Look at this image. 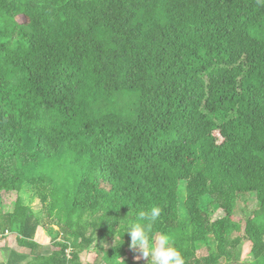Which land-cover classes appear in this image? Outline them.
Returning <instances> with one entry per match:
<instances>
[{"label":"trees","instance_id":"trees-1","mask_svg":"<svg viewBox=\"0 0 264 264\" xmlns=\"http://www.w3.org/2000/svg\"><path fill=\"white\" fill-rule=\"evenodd\" d=\"M2 192L18 195L0 240L18 249L0 264H128L124 229L152 205V235L185 264H234L241 239V264H264V5L0 0ZM250 192L258 209L232 237ZM37 206L58 228L48 251Z\"/></svg>","mask_w":264,"mask_h":264},{"label":"rangeland","instance_id":"rangeland-1","mask_svg":"<svg viewBox=\"0 0 264 264\" xmlns=\"http://www.w3.org/2000/svg\"><path fill=\"white\" fill-rule=\"evenodd\" d=\"M20 196L24 197L23 194L19 193ZM18 195L16 194V192H12V193H7V192H2L0 195V202L2 203V206L0 209H2L3 211H12L14 208V201H15V196ZM25 198V197H24ZM184 199H185V189H184V182H181L179 185V207H180V215L181 218L184 217ZM210 201V199L205 196L201 198L200 201V206L203 209H207V204ZM38 212H37V217L41 220L42 226L44 228H41L40 232H42V234H44V237L41 238L42 243H43V247L45 248L44 251H48L49 249H51L50 247V239L54 238V237H58V228L56 225H51L48 224L46 222V216H45V211H40V207H36L35 208ZM258 207L256 204V197L255 194L253 192H250L249 194H242L237 201V208L235 211V219L236 221L242 222L239 228L238 233L233 232L232 233V237H235L236 235H239L240 237H242V235L244 234V225L243 222L245 220V218L251 214L252 211H257ZM50 233V238L48 237V235L46 234V230ZM245 239H241V243L240 245L236 246L235 249H232V251H234V256L235 259L237 260L236 262H239V264L241 263H247L249 261L252 260V256L250 254V249H251V242ZM6 243H10L12 245V247H15L18 249V245L15 241V239L13 238L12 234L7 232L4 239L0 240V248L1 247H5ZM99 243H101L102 249H108L109 245L107 243H104L102 241H100ZM22 251V248H20ZM207 253V248L205 246H202L197 254L199 256L201 255H205ZM102 252L101 251H96L94 250V252H90V253H83L82 254V258L85 262H92V261H96V259L98 260V257H101ZM141 254L137 251H134L132 256H131V262H129L128 264H148L147 259L144 258H140L137 259L138 256H140ZM1 257V255H0ZM128 256H125L124 258L126 259ZM123 258L118 259L117 261H121ZM105 264V263H104ZM111 264V263H108Z\"/></svg>","mask_w":264,"mask_h":264},{"label":"clouds","instance_id":"clouds-1","mask_svg":"<svg viewBox=\"0 0 264 264\" xmlns=\"http://www.w3.org/2000/svg\"><path fill=\"white\" fill-rule=\"evenodd\" d=\"M257 2L264 5V0ZM162 213L163 209L158 205H152L137 213L138 219L130 222L124 229V233L130 235L129 247L141 254L137 259H147L148 264H185L184 257L180 249L174 246L171 235H152L153 225L161 218ZM120 224L121 221L119 226Z\"/></svg>","mask_w":264,"mask_h":264},{"label":"crops","instance_id":"crops-1","mask_svg":"<svg viewBox=\"0 0 264 264\" xmlns=\"http://www.w3.org/2000/svg\"><path fill=\"white\" fill-rule=\"evenodd\" d=\"M4 238H1V240ZM5 247H1L0 248V263L1 262H6L8 260V256H9V250L12 248V245L10 243H6ZM16 249V248H15ZM234 264H239V262H235Z\"/></svg>","mask_w":264,"mask_h":264}]
</instances>
